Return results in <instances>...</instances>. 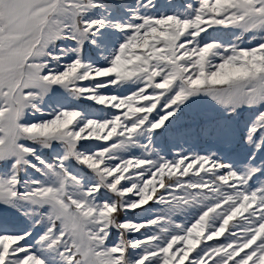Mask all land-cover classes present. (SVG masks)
I'll list each match as a JSON object with an SVG mask.
<instances>
[{"label":"snow or ice","instance_id":"1","mask_svg":"<svg viewBox=\"0 0 264 264\" xmlns=\"http://www.w3.org/2000/svg\"><path fill=\"white\" fill-rule=\"evenodd\" d=\"M0 264H264V0H0Z\"/></svg>","mask_w":264,"mask_h":264}]
</instances>
